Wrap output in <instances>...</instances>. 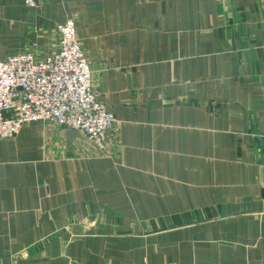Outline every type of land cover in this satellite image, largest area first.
I'll return each instance as SVG.
<instances>
[{
  "label": "crops",
  "instance_id": "obj_1",
  "mask_svg": "<svg viewBox=\"0 0 264 264\" xmlns=\"http://www.w3.org/2000/svg\"><path fill=\"white\" fill-rule=\"evenodd\" d=\"M26 1L14 54L73 19L116 123L0 140V264H264V0Z\"/></svg>",
  "mask_w": 264,
  "mask_h": 264
},
{
  "label": "built area",
  "instance_id": "obj_2",
  "mask_svg": "<svg viewBox=\"0 0 264 264\" xmlns=\"http://www.w3.org/2000/svg\"><path fill=\"white\" fill-rule=\"evenodd\" d=\"M26 4L34 6L32 0ZM58 49L44 57L32 50L0 61V140L15 137L26 122L43 121L85 133L101 151L116 121L96 101L91 69L68 19L55 27Z\"/></svg>",
  "mask_w": 264,
  "mask_h": 264
},
{
  "label": "rangeland",
  "instance_id": "obj_3",
  "mask_svg": "<svg viewBox=\"0 0 264 264\" xmlns=\"http://www.w3.org/2000/svg\"><path fill=\"white\" fill-rule=\"evenodd\" d=\"M21 48L18 39L6 34V27L0 28V59L6 54H14Z\"/></svg>",
  "mask_w": 264,
  "mask_h": 264
}]
</instances>
